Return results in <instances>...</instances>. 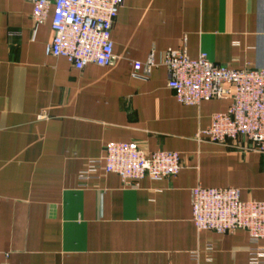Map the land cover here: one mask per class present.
I'll list each match as a JSON object with an SVG mask.
<instances>
[{"label": "crops", "instance_id": "0c3cea01", "mask_svg": "<svg viewBox=\"0 0 264 264\" xmlns=\"http://www.w3.org/2000/svg\"><path fill=\"white\" fill-rule=\"evenodd\" d=\"M32 13L28 0H0V264H249L246 232L196 229L191 191L264 203V156L200 139L232 101L180 104L162 57L185 48L264 69V0H125L112 64L81 71L45 54L52 10L37 29ZM151 56V73L136 72ZM111 142L176 152L182 169L131 185L103 167L82 179Z\"/></svg>", "mask_w": 264, "mask_h": 264}, {"label": "built area", "instance_id": "2783aa9c", "mask_svg": "<svg viewBox=\"0 0 264 264\" xmlns=\"http://www.w3.org/2000/svg\"><path fill=\"white\" fill-rule=\"evenodd\" d=\"M37 29L52 10V41L45 47L47 56L64 58L76 70L89 64L107 67L114 60L112 29L125 0H28ZM168 70V88L183 105L199 106L212 99H231L225 112L216 113L211 126L200 139L264 156V69L233 70L211 62L205 53L191 59L185 48L163 54ZM156 67L153 56L135 70L148 76ZM103 167L116 174L125 185L149 178H175L182 169L176 152L146 154L137 143L111 142L101 159L88 165L86 178ZM192 222L198 231L219 235L244 231L249 235V264H264V203L241 200L235 188H205L191 191ZM211 249V248H209ZM197 257V256H196Z\"/></svg>", "mask_w": 264, "mask_h": 264}]
</instances>
